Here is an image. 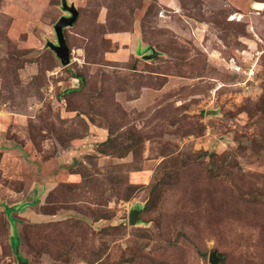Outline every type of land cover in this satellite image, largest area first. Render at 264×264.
I'll return each mask as SVG.
<instances>
[{"label": "rangeland", "instance_id": "374dc122", "mask_svg": "<svg viewBox=\"0 0 264 264\" xmlns=\"http://www.w3.org/2000/svg\"><path fill=\"white\" fill-rule=\"evenodd\" d=\"M68 3L0 0V264H264V0Z\"/></svg>", "mask_w": 264, "mask_h": 264}, {"label": "water", "instance_id": "95a60500", "mask_svg": "<svg viewBox=\"0 0 264 264\" xmlns=\"http://www.w3.org/2000/svg\"><path fill=\"white\" fill-rule=\"evenodd\" d=\"M63 7L67 10L71 15L69 17H62L55 24V31L58 39V44L54 45V49L56 51L57 56L60 58L61 63L68 64L70 62V49L66 43V39L64 36L63 28L69 25H72L74 21L78 17V11L75 8L74 4L68 3V0H62ZM138 211L139 209H133L130 213V223H136L138 219ZM215 253H212L211 257L213 259ZM19 264H27L21 258H19Z\"/></svg>", "mask_w": 264, "mask_h": 264}, {"label": "trees", "instance_id": "16d2710c", "mask_svg": "<svg viewBox=\"0 0 264 264\" xmlns=\"http://www.w3.org/2000/svg\"><path fill=\"white\" fill-rule=\"evenodd\" d=\"M15 209H11V208H8V209H6V212H7V215H8V218H9V220L11 221V218H10V216H9V213L10 212H15L14 211ZM16 246H17V248L14 250V253L15 254H18V244H19V237H18V235L16 236ZM11 246H12V244H11ZM13 248V247H12ZM20 257V256H19Z\"/></svg>", "mask_w": 264, "mask_h": 264}, {"label": "bare ground", "instance_id": "6f19581e", "mask_svg": "<svg viewBox=\"0 0 264 264\" xmlns=\"http://www.w3.org/2000/svg\"><path fill=\"white\" fill-rule=\"evenodd\" d=\"M255 6H256V5H255ZM257 6H258L259 8H262L263 4H262V3H257Z\"/></svg>", "mask_w": 264, "mask_h": 264}]
</instances>
